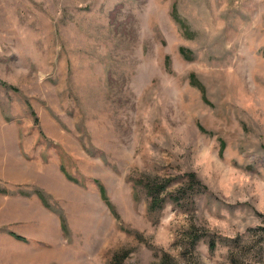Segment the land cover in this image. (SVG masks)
I'll return each mask as SVG.
<instances>
[{
	"label": "rangeland",
	"instance_id": "obj_1",
	"mask_svg": "<svg viewBox=\"0 0 264 264\" xmlns=\"http://www.w3.org/2000/svg\"><path fill=\"white\" fill-rule=\"evenodd\" d=\"M0 264H264V0H0Z\"/></svg>",
	"mask_w": 264,
	"mask_h": 264
},
{
	"label": "trees",
	"instance_id": "obj_2",
	"mask_svg": "<svg viewBox=\"0 0 264 264\" xmlns=\"http://www.w3.org/2000/svg\"><path fill=\"white\" fill-rule=\"evenodd\" d=\"M181 50V52H183L184 51V49L183 48H181L180 49ZM191 77L193 78L194 77V75L192 74L191 75ZM202 89H203V87H201ZM204 90V89H203ZM221 143L223 144V145H225V142L224 141H221ZM164 188V187H163ZM158 191V189H155V190H150L149 191V194H150V196H152V201H151V203H150V210H155V209H157V206L159 207V201L157 200V198L155 197L156 195H155V193ZM62 223H63V227L64 228H66V223H65V220L64 219H62ZM15 237H17L18 239H25L24 237H22L21 235H19V234H16V233H12ZM211 246L213 247L214 246V243H211Z\"/></svg>",
	"mask_w": 264,
	"mask_h": 264
}]
</instances>
